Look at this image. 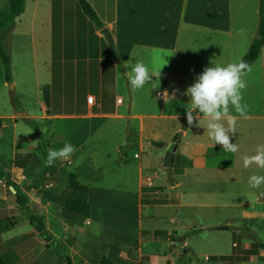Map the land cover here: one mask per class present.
Instances as JSON below:
<instances>
[{
  "label": "crops",
  "instance_id": "crops-1",
  "mask_svg": "<svg viewBox=\"0 0 264 264\" xmlns=\"http://www.w3.org/2000/svg\"><path fill=\"white\" fill-rule=\"evenodd\" d=\"M87 1L112 34L115 49L102 34L104 28H96L77 0H48L44 26L40 34L32 35L44 42L40 52L46 76L43 84H37L40 113L24 105L22 111L15 110L14 99L20 97L15 94V81L10 86L13 91L0 103V170L5 176L0 178V222L8 226L0 233V256L7 264H100L104 258L114 264H264V242L247 222L249 216L242 218L246 225L213 230L231 223L218 218L204 228L194 225L196 218L193 223L181 214L186 207L206 205L210 197L197 188L189 195L177 192L187 181L176 180L185 174L184 168H174V179L168 180L170 193L162 192L166 201H152L159 195L151 190L154 179L141 156L135 155L136 162L122 154L129 142L126 130L116 122L140 119L144 153L145 116L118 111L125 105L121 80H126L130 106L140 101L145 90L148 98L151 82L140 90L128 83L126 73L135 60H143L150 70L163 67L159 83L166 90L162 99L167 100L170 91L180 89L177 74L200 72L212 66L211 61L233 63L238 53L244 56L259 29V24L256 31L252 28L259 7H252L251 23L248 0ZM56 23L57 29L51 28ZM241 28L244 35L239 34ZM194 80L185 76L183 88ZM90 96L93 103L88 102ZM180 97L176 92L175 99ZM19 121L29 127L28 121L37 124L47 152L63 147L65 141L76 151L67 161L45 166L47 153L37 146L35 130L20 132ZM25 138L32 146L19 153ZM68 167L81 187L74 193L86 196L91 206L89 217L67 209L70 180L62 170ZM8 181L27 191L30 211L44 220L46 236L20 210L16 190ZM221 197L234 200L225 190ZM257 203L264 205V196L259 195ZM153 206L170 208L175 214L162 226L157 215H144Z\"/></svg>",
  "mask_w": 264,
  "mask_h": 264
},
{
  "label": "rangeland",
  "instance_id": "rangeland-1",
  "mask_svg": "<svg viewBox=\"0 0 264 264\" xmlns=\"http://www.w3.org/2000/svg\"><path fill=\"white\" fill-rule=\"evenodd\" d=\"M247 2L249 7L246 13H249V22L252 23V17H250L252 7L254 5L259 7L260 0H248ZM54 5L56 4L54 3ZM48 8V0H27L25 12L16 19L14 25L10 28L8 37L3 40L4 49L11 59V78L12 81L17 83L15 94L18 92L20 95V97H16L14 102L15 110L19 112L22 111V105H24L27 106L28 110L40 113L39 103H37L40 100L37 84L41 85L45 82L46 75L43 72L44 63L40 52V44L44 42H40V39L33 40L32 35L33 33L36 35L40 34L39 29L44 26L42 21L48 15ZM9 12L10 0H0V16ZM259 20L260 16L258 14L257 18L253 20L255 25L252 28L255 31ZM54 27L57 29V23L51 24V28ZM70 32V27H68L67 33ZM35 52H37V56ZM238 56L240 57L241 53L233 56V62L238 59ZM243 57H240L238 61ZM221 62L223 65V61ZM202 71L191 72L192 74H177L181 80L180 95L187 89L183 88L184 77H196ZM245 79L248 86L246 90H243L242 102L249 105L248 118L239 117L237 132L235 135L230 136V141L239 145L237 153L226 152L221 145L213 147L204 133V128L188 125L183 105L188 102L189 97L181 95L182 97L179 99H172L168 96L167 100L157 97V92L166 93V90L154 77L148 89V98L145 95L147 92L145 90L144 94L140 95V101L134 102L131 106L126 80H121L120 85V97L125 100V105L118 108L119 113L145 116L143 132L144 153L140 151V119L116 122L120 129L126 130L127 142H129V144H125L122 147V154H125L129 160L136 162L139 159L135 155L141 156L144 163L147 164V172L154 179V185L151 190L158 192L159 195L156 200L152 201L164 202L167 197L162 192L170 193L167 190L170 185L163 167V159L170 146L175 143L177 150L175 152L174 168L182 167L185 169V174L182 177H176V180L182 182L187 180L185 185L179 188L177 192L184 190L186 195H189L191 189L197 188L201 189L202 193L210 196L207 198L206 205L193 208L186 207L182 209L181 214L187 220H191V222L196 218V222H193L194 225L204 228L208 227L209 223L218 221V218H227L231 225L227 226L224 224L222 226H227L231 229L239 225H246L247 220L248 223L256 227L262 239H260L261 242H264V205L257 203L260 193L264 192V186L259 189H253L248 184L250 175L253 173L264 174V169H259L255 165L246 169L243 167L240 158L243 154H255L256 145L264 143V48L258 60L252 65L251 73ZM5 82H7L6 73L0 58V103L4 99L6 100L7 94L13 91L10 87L13 83L4 85ZM153 85H155V88ZM20 93L25 94V97ZM169 95H172L171 91ZM230 111L233 115L238 116L235 109L231 106ZM183 115L185 117H182ZM19 130L29 134L34 131L32 127L21 121H19ZM109 140L110 138H108V141L106 139L105 142H109ZM114 144L115 142H112L109 145ZM30 146H32V143L26 141L25 138L24 142H20L18 152L20 153L24 149L27 150ZM31 153L32 150L30 151ZM21 159L22 156L19 155V164ZM25 159L27 158L25 157ZM72 170V167L66 169L67 173ZM154 172H157V175ZM224 190L227 196H232L231 198L234 199L232 202L222 201L221 196ZM152 214L160 217L158 221H161L162 226H165L164 221H167L166 219L175 214V212L170 208L160 206L148 207L144 215ZM247 216H249V219H246ZM184 221L186 222V220Z\"/></svg>",
  "mask_w": 264,
  "mask_h": 264
},
{
  "label": "clouds",
  "instance_id": "clouds-1",
  "mask_svg": "<svg viewBox=\"0 0 264 264\" xmlns=\"http://www.w3.org/2000/svg\"><path fill=\"white\" fill-rule=\"evenodd\" d=\"M245 29H239V34L244 35ZM131 62V59L129 60ZM212 66L205 67L201 74L195 77L192 85L181 93L189 97L184 104L186 120L189 126L204 128L205 134L212 146L221 145L226 152L237 153L239 145L230 141V136L237 132L239 117L248 118L249 105L243 103V90L248 84L245 77L251 73V64L243 59L238 62L222 65L210 62ZM127 67V65H125ZM161 67L158 70H150L141 59H136L130 72L126 73L128 83L133 90L142 89L147 83L160 80ZM155 88V85H153ZM176 89L172 99L176 98ZM230 106L238 114L233 115ZM76 151L70 141H65L59 149H49L45 166L51 167L57 160L67 161ZM252 155L243 154L240 158L244 168L255 165L264 169V143L256 145ZM248 184L253 189L264 186V174L253 173L248 179ZM260 195L264 196V192Z\"/></svg>",
  "mask_w": 264,
  "mask_h": 264
},
{
  "label": "trees",
  "instance_id": "trees-1",
  "mask_svg": "<svg viewBox=\"0 0 264 264\" xmlns=\"http://www.w3.org/2000/svg\"><path fill=\"white\" fill-rule=\"evenodd\" d=\"M27 0H10V12L6 14H2L0 16V58L2 60L5 73H6V80L8 83H12L11 78V59L7 55L3 40L8 37L10 33V28L14 25L16 19L20 17L25 12V6H26ZM82 11L84 14L95 24L96 28L101 30L104 28L103 23L100 21L98 15L94 11V9L91 7V5L88 3L87 0H77ZM259 29L258 32L253 39L251 46L246 53V55L242 58L244 61H247L252 65L258 60L260 57V54L264 48V0H260V6H259ZM57 77L55 75L54 71V86ZM16 99H14V102ZM30 126L35 130L36 136L39 139V148L44 152L47 153V148L44 146L42 138L39 134V129L37 127V124L33 121H28ZM66 175L69 177L70 180V192L68 193L67 198V209L71 212L77 213L79 215H82L84 217H89L91 212V206L89 202L87 201V197L82 194H76L75 191L81 190V187L76 181V177L70 173H67L66 169L62 170ZM4 174L0 170V178H4ZM8 184L12 185L16 192H15V200L18 204V207L20 210L26 212V214L29 216L31 224L36 228V230L42 235L46 236L45 229L46 224L44 220L36 215H34L29 208V198L26 195V192L21 189L19 186H16L14 183L8 181ZM8 226L6 222H0V233L2 231L7 230ZM262 247H264V244H261ZM0 264H7L3 257L0 256ZM100 264H114L107 258H104Z\"/></svg>",
  "mask_w": 264,
  "mask_h": 264
},
{
  "label": "water",
  "instance_id": "water-1",
  "mask_svg": "<svg viewBox=\"0 0 264 264\" xmlns=\"http://www.w3.org/2000/svg\"><path fill=\"white\" fill-rule=\"evenodd\" d=\"M102 34L104 37L108 40L110 45L113 49H115L114 39L110 31L106 28L102 30ZM177 150V145L173 143L169 150L167 151L164 159H163V167L165 169V172L167 174L168 180L172 181L174 179V158H175V152ZM213 230H227V226H219V227H213L211 228Z\"/></svg>",
  "mask_w": 264,
  "mask_h": 264
},
{
  "label": "built area",
  "instance_id": "built-area-1",
  "mask_svg": "<svg viewBox=\"0 0 264 264\" xmlns=\"http://www.w3.org/2000/svg\"><path fill=\"white\" fill-rule=\"evenodd\" d=\"M158 97L162 98V97H164V96H163L162 93H158ZM93 101H94V98H93V97H91V96L88 97V102H89V103H93ZM117 102H118V104H121V103H122V99H119Z\"/></svg>",
  "mask_w": 264,
  "mask_h": 264
}]
</instances>
